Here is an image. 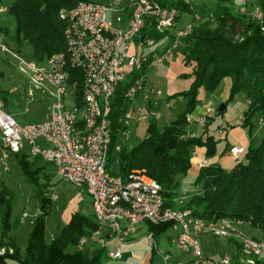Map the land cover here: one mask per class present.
Listing matches in <instances>:
<instances>
[{"label":"built area","instance_id":"built-area-1","mask_svg":"<svg viewBox=\"0 0 264 264\" xmlns=\"http://www.w3.org/2000/svg\"><path fill=\"white\" fill-rule=\"evenodd\" d=\"M169 2L108 0L100 3L80 0L70 11L61 12L59 17L65 22L64 51L54 54L43 64L18 59L19 67L26 73L32 88L42 91L52 101L50 117L46 121L20 124L3 109L0 101V149L6 154H19L27 147L30 156L52 164L63 181L84 187L96 227L90 236L78 240L76 248L79 251L95 240L100 244L114 236L119 245L108 253V257L121 259L122 246L136 225L141 222L154 226L171 223V228L178 232L171 242L197 263L204 259L198 238L213 235L239 247L235 254L238 261L245 259L248 264H261L264 262V234L261 237L247 235L243 228L249 227V223L231 218H200L183 207V197L175 198L169 205L161 186L143 171H132L121 178L106 170L113 133L119 139L114 147L119 152L131 136L132 122L150 123L160 119L150 102L143 110L132 114L128 110L115 123L110 120V113L119 85L131 72L140 71L149 58L154 41L147 32L166 30L178 17V10L169 7ZM183 3L192 5L188 1ZM251 16L260 20L263 14L258 7ZM146 27L149 30L141 38V45L147 55L144 56L142 51L139 55L135 53L126 57V52L135 45V39ZM190 31L188 26L183 32H178L172 49H177L179 40ZM0 47L4 51L10 49L3 43ZM161 61L158 59L156 62ZM124 68L128 71L124 72ZM74 72L78 76H74ZM144 80L145 73L139 74L125 93L130 105L141 91ZM33 89L27 91L30 101L33 100ZM215 112V108L210 107L198 119L191 120L204 128ZM223 129L220 126L219 132ZM244 148H229L228 155L234 163ZM208 165V158L196 162L198 168ZM56 199L53 194L51 200ZM25 218L26 214H23L22 219ZM147 240L159 256V264H182L177 260L171 261L166 253H160L151 233ZM231 262L232 258L225 255L217 264Z\"/></svg>","mask_w":264,"mask_h":264},{"label":"trees","instance_id":"trees-1","mask_svg":"<svg viewBox=\"0 0 264 264\" xmlns=\"http://www.w3.org/2000/svg\"><path fill=\"white\" fill-rule=\"evenodd\" d=\"M4 1L0 0V11L4 9L3 13L13 20L14 30L10 32L6 27H0V37L5 34L16 45V52L26 44L31 49L32 61L43 64L54 54L64 51L65 22L59 16L61 12L70 11L80 0H13L11 5L2 7ZM258 4L263 14L260 20L240 12L233 0H213L210 6L202 4L197 8L203 20L212 18L220 27L210 30V22H201L179 40L184 65L192 68L194 77L190 90L183 94L187 102L185 111L161 130L155 121L148 123L146 138L129 151L124 145L119 152L115 151L119 139L113 133L106 161L109 173L113 166L117 167L118 172L111 174L121 178L132 171H143L161 186L164 198L172 205L179 195L175 176L190 168L193 148L205 147V158L208 159L215 152L216 142L209 135L205 142H202V136L197 135L181 138L188 132L187 116L192 114L197 104L198 90L203 88L205 92H213L225 78L230 80V97L237 93H243L246 97L248 111L240 125L250 131L252 116L264 111V106L255 105V102L264 105V0H259ZM168 6L176 8L179 13L190 14L189 5L182 1L170 0ZM222 12L225 14L221 15ZM232 19L251 33L239 46L231 36L228 37L234 33L233 26L229 24ZM147 30L149 28L146 27L142 31V39ZM151 61L149 57L140 71L131 72L119 85L111 105L110 120L113 123L129 110L130 101L125 98V93L139 74L146 72ZM73 74L78 76L76 72ZM214 118L215 114L211 120ZM206 127L202 128L203 134ZM228 150L225 148V152ZM25 157H20L19 163L29 179L22 162ZM195 185L199 192L189 197L184 208L192 210L200 218L241 220L249 223L248 228L264 234V136L256 148L246 146L238 161L229 168L211 164L198 168ZM39 200L43 212L31 222L28 242L21 258L16 247L17 256L5 254L0 257V264H9L10 260L18 264H103L102 248H96L89 254L84 249L71 252L81 237L90 236L94 231L96 223L93 216L73 214L69 223L59 231V238H52L47 243L44 232L45 198L40 197ZM9 201V193L1 188L0 231L3 232H9L10 228ZM158 226L161 229L157 234L160 235L172 224ZM5 240L10 247L15 245L11 236Z\"/></svg>","mask_w":264,"mask_h":264},{"label":"rangeland","instance_id":"rangeland-1","mask_svg":"<svg viewBox=\"0 0 264 264\" xmlns=\"http://www.w3.org/2000/svg\"><path fill=\"white\" fill-rule=\"evenodd\" d=\"M83 1L108 2V0ZM183 1H188L193 4L189 5L188 8L192 20L187 13L181 12L182 16L179 28L176 23L178 18H176L174 24L166 30L149 31V36L155 45L153 48H156L157 51L153 54L152 61L146 68L145 80L141 91L138 92L133 100L134 103L129 107V113L132 114L141 109L143 110L144 106L146 104L148 105V102L154 105L155 111L160 115V119L156 121V126L159 130L177 119L178 115H181L185 111L187 102L183 94L190 90L194 81L192 68L184 65L181 47L178 46L177 49H172L176 34L179 31L183 32L188 26L192 29V27L197 26L201 22L202 24L210 22V30L220 27L212 18L210 20L202 19L197 8H195L199 4L196 0ZM202 1L204 2L203 4L208 6L213 2V0ZM12 2L13 0H5L2 7L9 6ZM3 12L4 9L0 11V27H6L10 32H13L14 22ZM223 14L225 13L222 12L221 15ZM229 24L233 26L234 33L233 35L229 34L228 37L231 36L232 41L239 46L251 33L246 32L243 25L239 22H234L233 19L229 20ZM1 43L10 49L4 51L0 47V74L2 73V79L0 80V100L3 97L8 99V112L20 124L46 121L50 117V105L52 101L42 91H35L32 88L26 73L19 67L18 59L25 61L32 60L30 47L24 44L19 49V52H16V45H13L5 34L0 37ZM134 43L139 55L142 52L143 46L137 40ZM169 51H171L170 54L168 53ZM134 52L135 49L132 46L126 52V57L133 56L135 54ZM146 55L147 53L144 54V56ZM164 55L166 56L164 57ZM158 59H162V61L157 63L156 61ZM29 88L33 89L32 101L27 98ZM157 92L160 94L158 95ZM196 102L197 104L194 106L191 114L194 120L202 116L210 107L215 108L220 104L225 105L222 113L218 116L215 115L214 120L210 118L205 124L207 127L204 132L208 130L209 136L216 142L215 152L209 157L212 166L222 168L233 166L232 158L225 152L226 145L235 144L236 146L246 147L247 142H249L248 140L251 139V147L254 148V143H259L264 136V111H262V114H254L252 116L250 119V124L252 125L250 131L248 128L241 127V120H244L248 111L247 100L243 93H237L230 97L229 79H223L213 92H205L203 88H200L196 95ZM255 105L264 106L258 102H255ZM26 109L27 111H25ZM189 116H187L188 132L186 131L187 134L185 133L181 138H185L186 135L192 137L196 135L202 136L203 131L201 126L189 119ZM229 123H232V126H228ZM220 126L224 127L221 132H219ZM147 127V122H132L130 126L131 136L124 143L126 150L129 151L140 143L145 137ZM205 153V147L193 148L190 168L185 173H180L175 176L177 183L176 192L179 194L176 198L183 197L184 203L190 196L199 192V188L195 185L198 172L196 162L205 159ZM23 154L26 157L22 158V162L29 179L25 176L24 170L19 163V159ZM5 166L7 171H5ZM110 172L113 174L117 173V167L113 166ZM1 188H5L9 193L10 212L8 221L10 228L9 232L0 231V257L5 254L16 257L17 247L18 252H20L19 257L21 258L28 242L31 222L37 215L42 214L40 197L45 198L44 201L46 204L44 232L47 243L51 241L56 232H59L69 223L73 214L78 213L86 217L92 216L89 206L90 200L84 187L63 181L56 174L52 164L45 163L39 158L30 156L27 147L19 154H6L0 149ZM53 194L56 195V200H51ZM23 214H26L24 220L22 219ZM149 226L147 222H141L136 225L134 231L126 238V244L122 246L121 253L123 257L121 259H111L108 257V253L119 245L117 237L115 238L114 236L110 239L103 240L100 244L98 241L95 242V240L92 244L86 245L84 250L92 247L93 251L103 246V264H158L160 258L149 246L147 240V236L152 232L153 234H151L154 235L153 237L157 244V250L162 254L167 252L166 254L170 256L171 261L177 260L182 264H217L220 254H233L234 252L225 239L213 235H204L198 238V242L205 259L200 261V263L187 262V253L178 250L170 242V240L177 236L178 232L175 229L170 228L158 235L157 231L161 229L160 226L156 227L152 225L154 227L150 228ZM243 230L249 236L258 235L256 231L248 227H244ZM10 235L15 242V245H11V247L8 245L7 240H5ZM76 249L73 248L71 252L76 251ZM92 251H86L85 253L89 254ZM182 260L186 262L183 263ZM241 263L248 264L245 259H242ZM9 264L18 263L10 260ZM261 264H264V262Z\"/></svg>","mask_w":264,"mask_h":264},{"label":"crops","instance_id":"crops-1","mask_svg":"<svg viewBox=\"0 0 264 264\" xmlns=\"http://www.w3.org/2000/svg\"><path fill=\"white\" fill-rule=\"evenodd\" d=\"M179 1H182V0H179ZM197 1V3H199V4H197L196 6H195V8H198L200 5H202L204 2L202 1V0H196ZM233 3H234V6L239 10V11H241L242 13L243 12H245L246 14H252V12H253V10L255 9V8H258L259 6V0H250V2H248V0H233ZM193 5V4H192ZM185 13H187V12H185ZM187 15H189L190 16V18H191V15L189 14V13H187ZM181 13H179V16L177 17L178 19H177V27L179 28V26H180V21H181ZM191 20H192V18H191ZM149 31H151V30H149ZM149 31L147 32V34L149 35ZM180 32V31H179ZM142 35L141 36H138L135 40H137V41H139L140 42V44L142 43ZM155 46V45H154ZM153 46V47H154ZM153 47H151L150 48V51L149 52H151L150 53V55H149V57L152 59V56H153V54L157 51V49L155 48H153ZM134 49H135V52L134 53H138V51H137V49H136V47H135V45H134ZM142 51H143V49H142ZM147 51H143V54H145ZM128 71V69L127 68H124V72H127ZM3 96H5V95H3ZM6 98V97H5ZM7 99V98H6ZM7 101H8V99H7ZM8 104H9V101H8ZM151 105V107H155L154 105H152V104H150ZM9 108V107H8ZM25 111H27V109L25 110ZM10 114V113H9ZM12 117H13V115L12 114H10ZM189 119H191V118H193L192 117V115H190L189 117H188ZM14 119V118H13ZM17 121V120H16ZM18 122V121H17ZM263 129H264V126H263ZM209 135V131L207 130V132H205L203 135H202V141H205V138L207 137ZM146 136H147V134H145V137L144 138H146ZM249 142H247V144H246V146H248V145H250V146H252V141H251V139H249L248 140ZM260 143V142H259ZM259 143H254L255 144V146H254V148H256L258 145H259ZM232 146H236L235 144H232V145H226V148L227 149H229L230 147H232ZM244 147V146H243ZM227 153H228V151H227ZM206 159V158H205ZM204 160V159H203ZM211 162H210V159H209V164H210ZM5 168H6V166H5ZM7 169V168H6ZM5 171H7V170H5ZM4 186V185H3ZM89 204H90V202H89ZM90 206V209H91V205H89ZM257 234L258 235H256L255 237H261L262 236V234H260V233H258L257 232ZM11 236V235H10ZM12 237V236H11ZM170 242H171V240H170ZM227 243L230 245V247L233 249V254H229V253H224V254H220L219 255V259L220 258H222L223 256H225V255H229L231 258H232V262H231V264H242L240 261H238L237 260V257L235 256V254H237L238 253V251H239V247L234 243V242H230V241H227ZM92 247L91 248H89V249H86L87 251H92ZM165 253H167V252H165ZM187 255V262H195L193 259H192V257L187 253L186 254ZM236 258H235V257ZM122 257H123V255H122ZM205 259V258H204ZM203 259V260H204ZM202 261V260H201ZM182 262L183 263H185L186 261H184V260H182ZM160 263V262H159ZM158 263V264H159ZM195 263H197V262H195ZM200 263V262H199Z\"/></svg>","mask_w":264,"mask_h":264},{"label":"water","instance_id":"water-1","mask_svg":"<svg viewBox=\"0 0 264 264\" xmlns=\"http://www.w3.org/2000/svg\"><path fill=\"white\" fill-rule=\"evenodd\" d=\"M1 103L3 105V109L8 112V107H9V104H8V101L5 97L1 98ZM225 109V105L224 104H220L218 107H217V110L215 112V115L218 116L223 110ZM41 212H43V206L41 207ZM59 238V232H56L54 235H53V239H58Z\"/></svg>","mask_w":264,"mask_h":264}]
</instances>
